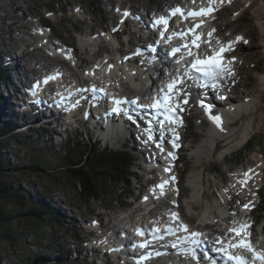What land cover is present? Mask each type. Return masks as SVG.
<instances>
[{"label":"rangeland","instance_id":"rangeland-1","mask_svg":"<svg viewBox=\"0 0 264 264\" xmlns=\"http://www.w3.org/2000/svg\"><path fill=\"white\" fill-rule=\"evenodd\" d=\"M114 1L124 2V0ZM127 1L135 6L144 3L150 9L159 11L161 8H165L169 4L178 2L179 0ZM234 1V4L228 10H224L223 14L221 12L218 14V17L222 15L219 21L220 28L222 29V27L227 26L225 29L226 33L228 31L242 32L245 33V36L251 38L250 44L246 47H241L238 51L243 57L244 63L241 68L242 85L239 87L237 94L240 95L243 92V97L245 95L249 96L252 103L254 100L255 102L254 106L253 104L250 105L251 108L249 107L248 112L242 113L240 120L234 125L232 124L227 127L233 133L231 137L224 140L223 138L226 137V134L218 136L219 142L216 144L215 149H213V153L212 145L210 148L201 147L205 149L196 151V154L190 149L184 154L182 167L187 166L189 169L182 172L184 181L182 183L183 201L185 203L183 212L187 218L189 217L193 225L197 227L203 226L207 218L212 220L213 217L219 215L216 213L219 210L215 207V202L218 201L215 192L217 186L228 176L225 171L226 168L252 165L260 158L264 160V42L261 39L263 33L259 27L260 20L256 17L257 14L255 15L260 2L250 1L248 3V0ZM1 2L3 0H0ZM247 3L250 6L247 7ZM15 4L21 7L27 6L26 12H38L39 15L53 10L54 13H51L50 21L44 19L43 16L41 17V21L45 25L50 23L52 33L59 34L64 40L78 42L82 46L86 44V41L82 39L83 35L81 31L76 30L77 16L84 20V23L77 22L83 33H87L89 28L103 26L109 22V20L106 22L100 21L103 0H15ZM74 5H80L84 12L81 13L79 11L74 13ZM60 9H63V11ZM6 10L17 16V19H22V12L14 10L13 5L10 6L8 4V9ZM3 13L4 11L0 10V14ZM27 20L30 19L27 18ZM31 21L36 22L37 18H32ZM16 30L14 28L11 34L14 39L19 41L21 38H27L25 30H21L20 32H16ZM80 33L82 36H79ZM28 39V41L32 40L30 37ZM3 46L4 44L0 45V48L4 49ZM34 53L26 50L28 58L32 57ZM26 61V59L21 60L22 63ZM36 63L39 64L40 61L37 60ZM32 71H29V73L33 74ZM6 74L9 75L12 81L18 76V74L13 73L8 67H6ZM7 85L8 87L11 86V84ZM4 91L3 87L0 88V94L4 93ZM2 105L4 104L2 103ZM2 105H0V108ZM1 126L8 128L10 135L8 134L9 136L5 137L4 133L0 134V183L6 184L13 181L14 187L8 194H2L0 199L1 206L11 216L9 225L12 230L11 240H5L4 243L0 244V264H92L90 259L86 258V256L84 257L85 253H81L80 258L74 261L70 259L74 256L73 252L67 256L68 253L61 250L65 241L76 236L74 234L76 230L72 223L65 220V215H63L60 208H56L58 207L57 201H52L51 198L55 200L64 199L69 207H77L75 218H86L89 220L95 215H104L105 211L102 208H106L109 205L111 210L116 211L120 203L128 200V198H125V194L131 191L135 184L139 186L140 183L132 176L129 185H126L124 182H111L108 180L110 174L106 170L104 174L98 175L95 180L98 198L87 199L79 193V190L74 186V181L66 173L65 175L59 172V165L66 162L64 156L68 145L66 146V143H64V137H56V141H59L60 138L62 139L63 142L61 144H50L45 141L47 134L42 131L36 132L40 137H37L33 133L32 135L34 136L32 138V136H29L30 131L15 135L7 121V117L4 114L1 115L0 111V128ZM208 133L209 131L204 126L190 125L189 130L186 132V137L190 138V144L195 149V145L197 144V142H193V136L195 135L199 137V147L203 146L204 143L211 145V141L206 136H209ZM245 136L247 139L250 138V142L244 143L245 145L241 146ZM74 139L73 142L80 141L81 144V148L77 147L74 150L75 153L79 152L78 156L86 148L87 144L97 152H101L102 150L101 144H93V138L87 141L84 133L81 136L79 135V137L75 135ZM18 140L30 144H24L23 142L20 144ZM28 157L38 159V162L33 164L36 170L30 171L25 167V164L29 163ZM214 170L216 172H213ZM47 171H51L53 176H48L45 173ZM191 176H194V178L190 179ZM188 180L194 183L192 189H190L192 184L187 183ZM17 187L24 191V198L20 196L22 193L17 192ZM45 190L49 195H46ZM258 193L259 202L255 199L258 203V209L252 213V216L259 218L256 229L264 230V187ZM42 204L48 205L55 213L53 214L52 211L41 212ZM30 205H35L39 210L30 212ZM62 205L66 210L70 209L67 205ZM66 214H71V212L67 211ZM141 216L138 213L134 218H140ZM79 225L81 226L80 222ZM4 227L5 225L0 223V234L5 229ZM218 230H223L222 226ZM61 233L63 237L59 239ZM258 238L264 240V235L258 236ZM39 246H42V248H39ZM36 258L42 261L40 262Z\"/></svg>","mask_w":264,"mask_h":264},{"label":"snow or ice","instance_id":"snow-or-ice-1","mask_svg":"<svg viewBox=\"0 0 264 264\" xmlns=\"http://www.w3.org/2000/svg\"><path fill=\"white\" fill-rule=\"evenodd\" d=\"M209 2L211 4L213 2V0H209ZM221 2H223V0H221ZM203 12H204V10L201 9L200 12L189 13V15L198 16V15H201ZM178 13H181V9L176 8V9L172 10L171 15H176ZM124 15L127 16L128 13H125ZM185 18H187V17H185ZM168 19L169 18L161 17L156 23L164 24L166 27L168 24ZM180 35H181V38H183L184 34H180ZM211 35H212V33L210 32L209 36H211ZM198 40H199V36L195 35V38L192 41V45H195L197 48L199 47V44L197 43ZM238 41H243L244 43H247V40H244V38L242 36H236L234 41H229L226 45H223L220 48L219 53H217L213 56H209L207 58H200L198 55L193 53V51L191 50V47L189 45H185L184 47L188 49L187 55L189 57H192V60L186 64L184 71H183V77L187 78L189 80H192L194 83L203 79L204 83H210L212 87H216V84L218 81L223 80L225 76H231L232 75V71L230 68L232 61H228L227 65L221 64V60H222L221 54L226 52V51L231 52L233 50L235 43ZM178 51H180L179 48L172 49L171 55L175 56V54ZM137 54H139V53H137ZM182 59H183V57H182ZM177 63H179V61H177ZM109 67H111V66H109ZM194 73H199V76L194 75ZM53 78L54 77L47 78L44 81V83H47L48 79H53ZM179 82H182V81L176 79V80H173L171 83H169L167 85L168 92H166L160 99L156 100L154 102V104L152 105L155 108H164L165 111L167 113H169V115L166 117L168 119H171V113H173L175 111L174 104L172 103L173 97L171 94H173L175 86ZM34 87H38V85H35ZM114 103L116 104L117 107H114L113 111L119 112V111H121L120 105L124 104L125 101L116 100V101H114ZM130 103L135 104L136 101L133 100ZM183 103H187V94H185L183 97ZM176 106H178V102H177ZM201 106L205 109V111H208L209 108L211 107L210 105H206L203 103L201 104ZM180 110L182 111L183 109L181 108ZM210 119H212L213 122L217 124V127L220 126V117L219 116H211ZM151 138L152 137L150 136L149 139H151ZM176 146L177 145L174 143L173 147H176ZM169 155H173V154L169 153ZM166 171H167V169H166ZM247 175L248 174L246 173L245 176L247 177ZM248 178H250V177H248ZM246 182L247 181L245 180L244 183H246ZM167 183L168 182L165 181L163 184L158 185L157 187H160L161 190L163 191V188ZM244 208L250 210V205L246 204V205H244ZM171 219L176 220L177 214L174 212L171 213ZM249 227H250L249 224L242 223L239 225L238 228L229 229V231L234 233L236 237H239L238 242L234 241V240L229 241L227 243V246H225L223 241L218 238L216 243L220 244L221 246L216 248L215 251L223 254V256H225L231 262V264H253V262H257V261L259 262V264H264V254L256 252L254 250V248L252 247L251 243L245 239L246 237H248L250 235V233L248 231ZM155 232H159V229H155L154 233ZM178 232H183L184 235L178 236L177 235ZM165 234L169 235V236H175L176 237V241L172 243V247H174V248L178 247L180 249L181 254L185 255L186 257H190L193 261H197V264H200L199 257L197 255V249L201 243V241L199 239V236H200L199 233H197V232L189 233L187 226L181 223V224H179L178 228L167 227ZM137 235H143V233L138 230ZM162 238H163L162 235L156 236L155 234H153V240L162 239ZM148 243H149V241H145L144 243H142L138 246L146 248L148 246ZM232 249H244L247 252L251 253L252 262L247 260L242 255L234 254L231 251ZM151 255L152 254L149 253L146 256H141L137 260V264H143V261L149 259L151 257ZM155 255L160 256L161 253L156 252ZM205 259L207 260V259H209V257L207 255H205ZM210 264H216V261L211 260Z\"/></svg>","mask_w":264,"mask_h":264},{"label":"trees","instance_id":"trees-1","mask_svg":"<svg viewBox=\"0 0 264 264\" xmlns=\"http://www.w3.org/2000/svg\"><path fill=\"white\" fill-rule=\"evenodd\" d=\"M5 128H0V134L5 133ZM19 142V141H18ZM17 142V143H18ZM24 144H30L25 143ZM73 143L68 142V149L65 153L66 162L62 165H59V172L66 173L67 176L74 181V186L79 190V193L85 196L87 199H97L98 198V189L95 180L98 175L104 174L107 170L110 174L108 180L111 182H124L128 184L129 182V172H128V159L127 155H123L121 153H113L108 151L97 152L90 145H86V148L80 152L79 156L77 155L79 152L75 153L74 150L78 147L81 148L79 144L71 147ZM0 149H1V141H0ZM127 157V158H126ZM29 158V163L25 164V167L30 171L36 170L33 166L34 163L38 162V159H34L32 157ZM24 167V165H23ZM48 176H53L51 171L45 172ZM65 174V175H66ZM13 181L8 183H0V199L2 194L12 191ZM46 191V190H45ZM17 192L22 193L20 196L24 198V191L17 187ZM49 193L46 191V195ZM28 202V201H27ZM34 202V201H32ZM43 206V207H42ZM41 212L52 211L48 205L42 204ZM35 210H39L35 205H30V212H34ZM55 213L54 210L52 211ZM39 215V214H38ZM10 219L11 216L5 212V209L1 206L0 202V223L5 225V229L1 231L0 234V244L4 243L5 240H11V227H10ZM42 248V246H39ZM38 261H42L41 259L36 258ZM31 264V263H30Z\"/></svg>","mask_w":264,"mask_h":264},{"label":"bare ground","instance_id":"bare-ground-1","mask_svg":"<svg viewBox=\"0 0 264 264\" xmlns=\"http://www.w3.org/2000/svg\"><path fill=\"white\" fill-rule=\"evenodd\" d=\"M259 2H260V4H259V7H258V9H257V11L255 12V15L257 14V16L256 17H258V19L260 20V22H259V24H260V28H261V30H262V38L261 39H263V35H264V0H259ZM258 3V2H257ZM88 8V7H87ZM95 9V8H94ZM9 12V11H8ZM220 12H215L214 13V15L215 16H217L218 17V14H219ZM19 19V18H18ZM0 20H1V17H0ZM238 33H241V32H238ZM242 34V33H241ZM264 48V47H263ZM0 49H2V50H7V48L6 47H4V49L3 48H0ZM29 51V50H28ZM29 53V52H28ZM41 63V62H40ZM32 72H35V71H32ZM9 76V75H8ZM130 79L132 80L133 79V77L132 76H130ZM19 89V86L17 85V84H14L13 86H11V87H9L8 88V91H9V93H10V95L11 96H14V94H15V92H17V90ZM261 98V97H260ZM3 100V99H2ZM254 102H255V100L253 101V103H252V101H250V102H248V103H244L243 104V106H244V108L246 109V110H248V109H250L251 107H250V105L251 104H253V106H254ZM234 103H236V102H234ZM250 107V108H249ZM241 111H237V113H240ZM32 116H34V115H32ZM205 128H206V126L205 125H203ZM229 125H226V126H223V127H221V128H218V127H214V128H212V130L211 129H209V135L211 136V134L212 135H218V134H226L225 136L226 137H224L223 139L225 140V139H228L229 137H231L232 135H233V133H232V131L230 130V128H227ZM206 134H207V132H206ZM245 135V134H244ZM212 137H214V136H211V138L209 139L210 141H215V138H212ZM246 137V136H245ZM207 140V139H206ZM62 142V139L60 138L59 139V141H56L55 140V143H57V144H59V143H61ZM207 147V144L206 143H204V145L202 146H200L199 147V143H197L196 144V146H195V150H194V153L196 154V151H199V150H201V149H205V148H201V147ZM247 177H250V178H248V179H252L253 178V176L252 175H247ZM191 178H194V176H191L190 177V179ZM189 179V180H190ZM193 181H195V180H193ZM192 182V181H191ZM168 185V184H167ZM264 187V184L262 185V188ZM139 204H136L135 206H138ZM142 207H143V209H145L144 210V213H143V217H145L147 214H149V213H147V211H146V209H148V206L147 205H145V204H142ZM138 211V209H135V208H133L132 209V211H131V214H133L134 212H137ZM130 214V215H131ZM146 214V215H145ZM140 216V215H139ZM219 216V217H218ZM217 217H213V219L212 220H210L209 218H207V220H205L204 222H223V221H227L226 219V214L224 213L223 214V212H221V213H219V215H218ZM138 217V216H137ZM212 246H214V245H210V246H208L207 245V247H212ZM216 247V246H215Z\"/></svg>","mask_w":264,"mask_h":264}]
</instances>
